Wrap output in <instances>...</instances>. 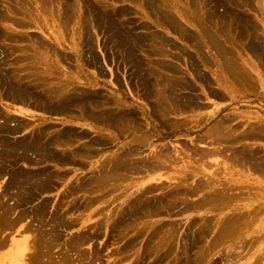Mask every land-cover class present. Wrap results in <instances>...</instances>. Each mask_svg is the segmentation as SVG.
Instances as JSON below:
<instances>
[{
  "label": "bare ground",
  "instance_id": "obj_1",
  "mask_svg": "<svg viewBox=\"0 0 264 264\" xmlns=\"http://www.w3.org/2000/svg\"><path fill=\"white\" fill-rule=\"evenodd\" d=\"M13 1L18 2V3L19 2H25L24 0H13ZM28 1L33 2L35 0H27V2ZM58 1L55 0L54 2L58 3ZM133 1L134 0H132L131 2L133 3ZM145 1H147V0H145ZM155 1H148V2L151 4V6L152 5L154 6L156 2H159V4H160V2H162L163 0L162 1L158 0L156 2ZM166 1H164L163 3H166ZM208 1H211V0H208ZM235 1H237V0H235ZM1 2H3V0H0V3ZM42 2H43V4H44V2H47V3L49 2L51 4L53 2V0L52 1L51 0L42 1ZM68 2H69V0L68 1L62 0V2L60 1V4L62 3L63 5L64 4L66 5V8H64V10L59 11V13H58V16L61 17L62 19L63 18L69 19L70 15H72L73 13L77 14V10L74 8L75 6H73L74 4L71 5ZM99 2H100L99 0L98 1L96 0V2H94V3L102 6V4H100ZM137 2H138V0H137ZM47 3H45V4H47ZM163 3H161L160 6H156V7L160 8L162 5L161 8L163 10H161V8H160V10H156L158 12H156L155 16L156 15L157 16L154 17V19H152L153 18L152 16L154 15L153 14L150 16V18L152 17L151 19L153 20V22L157 21L158 25H160L161 27L168 29V30H171V32L174 31V32L180 33L179 36L177 35L179 38H180V35L183 37L184 35H182V34H184L183 31L185 32V30L182 29L181 24H178L176 22V21H178V22H180V21L179 20L175 21L176 17L173 16L172 15L173 13H171V10L168 9L169 5H167V3H166V5L168 6L167 7ZM50 4H49V6H51ZM139 4L141 6V3H139ZM192 4H194V3H192ZM12 5H7V6L8 7L10 6L11 8L9 7V9L13 10L14 7ZM210 5H211V2H210ZM212 5H216V4H212ZM100 6H99V8H100ZM148 6L145 4V8L147 10H151V8ZM195 6L198 7V5H195ZM195 6L190 5V7H188V8L190 9L191 7H195ZM2 7H4V6H2ZM43 7H44V5H43ZM59 7H60V5H59ZM202 7L204 8V6H202ZM225 7H226V5H225ZM236 7H237V5H236ZM23 8L25 9L24 6H23ZM40 8H42V5ZM159 8H157V9H159ZM164 8L170 10V12L168 10L167 11L169 13H171V16L165 14L167 11L164 10ZM213 8H212V11L214 10ZM60 9H62V8H60ZM171 9H172V7H171ZM191 9L193 10V8H191ZM199 9L196 10L194 8V11L196 10L195 11L196 15L193 13L194 11H191L192 12L191 15L193 14L194 18L198 17V19L192 18L193 21L196 20L195 23H193V24L200 23L199 20L202 22L204 20H208V19H206L208 17H205L207 14L205 12L206 10L203 11V13L204 12L206 13L204 15L205 18L200 16L203 19V20H201L199 15H197V13H199V11H201ZM209 9L210 8H208L207 10L210 13H214V12H211ZM110 10L108 7V9L106 11H110ZM116 10H114V11H116ZM216 10H217V7H216ZM221 10H222V8H221ZM2 11L3 10L0 9V23L1 22L4 23V27L2 26L3 28H0V98H2L5 102L9 103V106H7L4 110L2 108H1L2 110L0 109V163H3L2 162V159H3L5 161V163L9 162L10 165L12 164V166H14V167H13V169H11L12 172L8 171V172L12 173V175H9L11 177H9V178L7 177L8 179H6L5 182H3L2 186H0V241H4V238L1 237L2 228L4 226H7L9 223H11L12 222L11 220L15 219L14 216L12 219L11 215H13L15 213L16 205L18 207H22V205L26 206V205L32 203V201L35 200V198H37L36 196H38L40 193H44L46 191L54 189L53 185L55 182L65 181L66 178L64 179V177H65V175H67L68 172L63 171L62 170L63 167L75 166V167L86 168L85 165L89 164L90 167L89 166L88 167L91 171L90 172L91 174H89L90 176L88 175L89 177H87V178L83 177V180L80 177L81 181L79 180L78 181L79 183L74 184V185L70 186L69 188L67 187L68 190L64 194V196H66L65 198H68L69 196L74 197L76 194H78L80 192H82V193L84 192L85 196H86L85 207H91V206H93V204H96L99 201H102V203L104 201H106L107 200L106 198H109V196L113 195L114 189L117 190L119 188H123V186H121L120 183L118 184V181L120 182L121 181L120 179H122V178H125L123 180H126V177L130 173H132V174L134 173V175H135V173H140L141 170H145V172H149V171L155 172V171H163L165 169H169L172 172L170 178L174 179L177 182L176 183L177 186L175 187V189H173V191L170 190V192L168 194H164V196H163V193H161V192L164 189L163 190L161 189L162 191L160 192V194L163 197L152 199L149 197L146 198L145 196L150 195L151 191H156L157 189H155L154 187L153 188H151L150 186L145 187V188L139 187L137 189L138 191H136V193L133 192L134 194L131 195V194H128V192H127L128 189H126L127 187L125 186L124 187L125 189L123 191L124 193L122 194L120 192L123 196V197L121 196L123 199L120 198L122 200V204L120 205V208H118L119 212L116 210L117 206L114 209L112 208L113 210L111 209L112 211L109 212L110 214L109 215L107 214L108 216L104 215V218L105 217L106 218L104 219L102 217L104 220L101 222L99 221L98 224L96 226H94V233H98L99 230H101V228L108 227L111 229L108 231L109 234H112V233L115 234L114 232L117 231V233L119 234L118 238H121L124 235V237L125 236L127 237V241H128V239L132 235V234L129 235V233L132 229L131 225L129 224V220L131 219L132 216H134L136 214H139V213H142L145 211V215L147 213L149 216H151L153 214L158 215L159 213H167V214L169 213L167 215V216H169L171 209H172L171 212L173 210L176 211V209H179V212H188V210L191 211V209L199 210L201 208L208 207L209 210L212 209L214 211H218V213L217 214L215 213L216 215H214L213 217H211V216L208 218L202 217L201 219L198 220V222L197 221L196 222L191 221L190 224H188L187 228H185L187 230V232L184 230V232L180 234L179 229H174L172 227L167 228V230H164L163 228H161V227H163V225L162 224L158 225L157 223H155L152 226L151 236H150V231L145 230L146 233L149 232L148 233L150 236V237L148 236L149 242L146 240L147 244L143 243L144 245H146V247H145V250L143 249L142 250L143 252H141L140 254L137 252V249H136V253H138L141 256L142 262L145 261L144 264H146V261L151 259L153 262L151 260L150 261L153 264H161L165 261L167 262V260L170 259V261H172L170 264H218V262H215L213 260V257H215V255L218 254V251H219L218 248L219 247L226 246V248L224 249V252H226V254H223L222 260L219 259L222 262H223V260L227 261L226 264H229L228 262H230V264H263L262 261L264 260V229L262 231H260V230H256L257 229L256 227H255L256 229L254 228L256 221L258 220L257 219L258 216L259 215L261 216V213H263V212L259 213L262 208L259 211L258 210L256 211V209H255L256 205L254 203L250 202L249 204L246 205L247 208H249V211H247V212L240 211V209H238V208H234L233 209L234 211H232V213H230L231 212L230 211L229 213L223 214V212L221 210H223L224 208L226 209V207L230 206L231 203H233V202L236 203V201L239 198L237 196L238 195L241 196V194H243L241 192L243 190V188H241V187H244V189L249 187V186L245 187L243 185L238 186L239 184H237V182H239V180H240V182H241V180H244L241 178L245 177L249 180H253L252 177L254 175L264 176V149H263V151H261L256 146V144L258 142H264V124H262V123L258 124L256 122L257 121L256 120L255 121L257 123L256 125H255V123L253 125H251L252 123L251 124L248 123L246 125V124H244L245 123L244 121H243L244 123H241L242 121H238L237 124L235 123V125L234 124L229 125V123H230L229 120L219 119L213 123L214 125L211 126L209 130L207 129L208 132L206 133V135H203V137L200 136V138H198V140L196 141V144H200V145L205 144L203 146L207 145L206 147H204V148L203 147H196L197 145H195V146L192 145L193 147H191V144L189 147L188 145L183 144V146H184V148H183L182 143H181V145H180V146H182L181 151H176L173 147H172L173 149H170L168 147L169 143L165 144V145L163 143V148L161 147L158 149V146H157L158 144L156 146H153V144H155V143L154 142L152 143L150 141V139L153 137V136H151L153 133L152 134L150 133L151 135L150 134L145 135L144 141H143V139H141V141L138 140L139 143L136 147L133 145V143H134V141H133L132 146H134L135 148L132 146L130 147L129 145L126 146V144H125V146L121 145L123 147H122V151L120 153L113 154L114 153L113 152L109 156L106 155L102 161L91 160V158L92 159L95 158V156L98 153L103 152V151L111 148V146H110L112 144L111 135L103 136L100 134L101 130H106V132L109 131L111 134V133H113V131L118 130L119 128L123 127L125 124L126 125L131 124L132 126H135L136 123H139V122H137L139 115L137 116V114L134 110L129 111L128 107L127 108L124 107V105H123L124 102L121 103L123 100L118 102V100L120 98L116 97L118 100L114 99V97L116 96L115 94H113L115 96L113 98H111L110 96H106L105 94L103 96V94L101 95L100 93L96 92L95 90L89 88L90 86L91 87L93 86L92 84H96L95 81L92 84L89 80L88 81L90 83L89 82L88 83H80L77 81L75 82L74 77H73L74 75L72 74L73 72L68 73V74H70L69 77L67 76L66 73H64V77L62 76V78H60L61 75L57 69L58 68L62 69L61 68L62 63L68 64L70 58L62 57V55L57 50H53V48H49L48 47L49 44H46L45 41L38 39L39 38L38 36H37L38 38H36L34 35H32V36L30 35L27 38L26 36H24V34H22L23 36L17 34V31H19L18 30L19 28L27 29L26 27L29 28V26H33L34 23L30 22V24L33 23L32 25H30L28 21L19 20V18H17V17H19L17 15L18 12L16 13L15 10H13V12L15 14L12 13V11H11L10 15L8 14L9 11L8 12H6V11L2 12ZM28 11H26V13ZM103 11L104 10H102L101 13L97 12L96 14H94L92 17L93 19L90 17L91 19L89 21L86 20L85 18H83L82 21H84V22H82L81 25H82V27H83V25H85V27L90 26V28L93 29V31H94L97 29V27H98V29L101 28L100 27L101 24L104 23L105 24V30H106L104 33L109 35V36L106 35V36H108L106 38V43H105L106 47L109 48V50L111 49L113 51V53L115 51L118 54L116 56V59L118 57H120L123 63L125 61H127V62L133 61L136 70L140 71V72H141L140 69L142 68V65L144 64V62L142 63V61L144 59H140V57L136 54L135 49H137L139 46L141 47L142 42L145 41L144 42L145 46L147 45L148 47H146L147 49L144 48V50H145L144 52H145V55L148 54V56L147 55L146 56L148 57L149 61L145 62V70H144L145 77L141 76L144 78L143 82H145V85H144L145 90L144 89L143 90L145 91V98L149 99L150 101L152 100V102H153V105H151L152 106L151 108L149 107L150 108L149 110L151 111L152 118H155V120H156L155 122L158 123L157 120H159L161 122L160 124H158L159 126L162 123H164L163 126L165 125L164 126L165 128L168 126V127L173 128V130H175L176 129L175 126L177 125V121H174L172 119V117L174 118L176 116V114L178 115V112L179 113L181 112L182 114L183 113L186 114L188 112L193 113L196 111L198 112V110L201 108H204V104H202V102H201L202 97L201 98L199 97L200 96V95H198L199 92L197 95L195 93V91L197 92V90H195L196 88L193 87L195 85L194 84L195 81L193 83H191V81L189 82L188 80L185 79V77H181L180 69L173 62V61L177 62V59L179 58V56H180V58L187 56L188 61H189V58H190V60L193 61V57L191 55H188L185 52H182L183 54H185L182 56L180 53H179L180 55H177L176 54L177 52L176 53H174V52L173 53L172 52L167 53L166 51H168L170 49H167L166 51H164V49L162 48L164 45H168V47L171 46L172 48H174V46H172V43H169L166 40V38H168V37L165 38L164 36H162L164 33L158 34L156 31L155 32L151 31L150 30L151 27H149L147 25H145V27H144L145 31H146L145 35L143 34V37L145 36V40L141 37L142 35L140 36L142 39H139V35H138V38L133 39L129 35V32L125 31L126 29H124V27L121 28V26L124 23L122 25L118 26V24H116L114 22L117 19L113 18L112 16H110L106 12L104 14H102ZM114 11H113V13H114ZM163 11H166V12H163ZM116 12H119V10H117ZM226 12H227V10H226ZM226 12H225V14H226ZM113 13H111V14L114 15L115 13L114 14ZM210 13H209V19L211 21H213L212 19L217 18L216 16H218L217 15L218 13L215 12V17H213V18L210 17V15H211ZM187 14H189L188 11H187ZM240 14L241 13L239 11V15ZM16 15H17V17H16ZM200 15H201V13H200ZM223 15H224V13H223ZM231 15H224L226 17V20L223 19L224 17H222L220 15L222 17V18L220 17V19L225 20V21H223V20L222 21L227 24L226 25L227 27L225 26V24H223L225 26V27L224 26L223 27L226 29H228L232 26L229 24V22L236 20L235 19L236 17L233 18ZM117 16H118V14H117ZM212 16H214V15H212ZM228 16H230V17H228ZM240 16H239V18H242V16L241 17ZM173 17H175V18L173 19ZM227 18H231V19L233 18V20L229 21V19H228V22H227ZM210 20H208V23ZM217 20H219V17L217 18ZM240 20L241 19H239L238 21L236 20V21L239 22ZM54 21H56V19H54ZM236 21H234L235 25H233V26H236V24H238ZM247 21H249V20L247 19ZM205 22L203 23L204 26H205ZM241 22H242V20H241ZM241 22H239V23H241ZM249 22H251V20ZM246 23H247V26H245V29L247 28L248 35L246 32L245 33L247 35L248 41L252 37V40L250 43L251 45L246 43V45H248V47L251 48L249 50L252 51V52H250V51H248V52H250V55L252 53L254 59L259 60L261 62L260 64L264 66V41H262L263 40L262 38H261L262 40L259 39L258 36H260V34L258 35V32L256 33L258 38L255 37L256 36L255 30H257L256 28H258V26L255 27L254 26L255 24L251 25L248 22H246ZM246 23H244V25ZM57 24L59 25V23H57ZM148 24H149V22H148ZM228 24H229V26H228ZM199 25H201V24H199ZM214 25L216 26V24H214ZM214 25H213V28L215 29ZM244 25H243V23H241V25L238 24V26H242V27ZM61 26L62 25H60V28H61ZM202 26H200V27H202ZM204 26L201 28V31H203L202 29L204 28ZM208 26L210 29L206 28V31L212 30V27H210V25H208ZM238 26H236V28L234 27L235 30H237V28L239 29ZM53 27L54 26H52V28ZM200 27H199V29H200ZM217 27H218V25L216 26V28ZM85 29H87V28H85ZM199 29H198V31H200ZM219 29L218 30L220 32H218V31L217 32L219 34L222 33L221 36L223 37V32H222L223 28H219ZM61 30H62V28H61ZM78 31H80V30H78ZM81 31L79 32V33H81L80 36L84 35V34H82L83 31H84V33L90 32L89 30H87V32L85 30H83L82 32ZM129 31H130V29H129ZM214 31H216V29ZM214 31L213 32L210 31L211 34H209V35H206L205 31L201 32V33H204L203 34L204 36H206L207 43H204L200 39V36H198L199 34L197 36L195 35L196 37H198L197 39H199L197 42L196 37L194 38L196 40L195 45H194V47L196 46L195 49H197V51L199 53H202L201 51L203 50V48L201 49V45L203 47V44L199 43L201 40L202 43H204L206 46H208L211 49L210 51H212V52L214 51L213 54H217L216 55L217 59L219 58L220 62H222V66L224 67L223 69L226 72V75L229 76L228 78L231 77L230 78L231 80H234L233 84L235 82V84H234L235 87L236 86H238V88L239 87H245L246 84L251 85V82L252 81L254 82L253 79H254V77L256 78V76L254 74H253L254 76H252V74L248 73L244 67L242 68V66H240L242 63H240V65H239L238 62H240L241 60L237 61V58L235 59V56H237V55L234 56L233 52L228 50L225 47L223 40H220L219 36H217L214 33ZM56 32L59 35V32L58 31H56ZM92 32H90V33H92ZM210 32H208V33H210ZM226 32H228V31H226ZM226 32H224V33L226 34ZM236 32L237 31H235V35L238 34V37H239L241 33L239 34V31H238V33H236ZM240 32H242V31H240ZM100 33H102V32H100ZM187 33H189V32H187ZM187 33H186V35H187ZM94 34L95 33H93L92 35H94ZM263 34H264V32H263ZM92 35L91 34L90 35L89 34L84 35V36L88 37L86 39L84 37V39L86 41H84L85 45L83 46V47L86 46L87 49L83 48V47L82 48L89 50L88 52L90 53V57L87 56L88 59L87 60L85 59L84 63L81 62L83 65L85 64L84 68L86 66L96 67V68L99 67L98 56L95 55V52L93 51L94 50L93 42L96 41L95 40L96 36H93V37H95V39L92 42V39L90 37ZM228 35L229 34H227L226 36L230 37L231 34L229 36ZM235 35H234V37H235ZM187 36H186V38H187ZM51 37H52V35H51ZM65 37L67 38V36H65ZM242 37L245 38L244 36H242ZM248 37H250V38H248ZM42 39H44V38H42ZM224 39L227 40V38H224ZM60 40H61L60 42L63 45L64 42H62V38ZM79 40H80V38H79ZM182 41H184V40L182 39ZM188 41L189 40H186V43H189ZM229 41H227V42L229 43ZM74 42H72V45ZM84 42H83V40L81 41V43H84ZM132 42H134V43L132 44ZM20 43H25V44L21 45ZM68 43H69V41H68ZM146 43H149V44H146ZM96 45H97V43H96ZM238 45L240 46V44H238ZM49 46L51 47V44ZM248 47L246 46V49ZM103 48H105V47H103ZM54 49H56V48H54ZM83 49H82V51H84ZM186 50H184V51H186ZM76 52H79V51H76ZM179 52H181V51H179ZM86 53H87V51H86ZM205 53H206V51H205ZM205 53H202L201 55L207 56L208 54H205ZM82 54L84 55L85 52L84 53L82 52ZM152 56H153V58H152ZM113 57H114V55H113ZM200 57L202 60V56H200ZM81 58H79V59H81ZM116 59L113 58L112 61H116V63H117ZM145 59H146V57H145ZM254 59H253V61H254ZM103 60H106V57L103 58ZM109 62H111V61H109ZM181 62H184V60ZM207 62L205 61V63H207ZM78 63L80 64V61L77 62V64ZM116 63H115V65H117L119 63V61L117 64ZM187 63L188 62H186V64ZM82 64L80 66H82ZM126 64H128V63H126ZM194 64H196V62ZM194 64L191 62L190 66L193 68V66H195ZM254 64H255V62H254ZM125 65H122V63H121V65H117V67L118 66L123 67ZM257 65H259V64H257ZM257 65H256V67H257ZM63 66H65V65H63ZM256 67H255V69H256ZM66 68L68 70V67H65V69ZM69 68H71V67H69ZM77 68H78V70H76V71L79 72L78 65H77L76 69ZM186 68H188V67H186ZM103 69H102V72H103ZM81 70H84V69H81ZM200 71H201V69H200ZM252 72H253V69H252ZM257 72H259V71H257ZM75 73H77V72H74V74ZM136 73H135V75L138 76V74H136ZM165 73H167L168 76L165 75ZM191 73H192V70H191ZM201 74H203V73H201ZM139 75H141V74L139 73ZM184 75H186V74H184ZM203 75L205 77H203ZM203 75L201 77L199 74V76H200L199 78H201L200 81L202 80V82L204 81L203 79L206 78V75L205 74H203ZM223 75L225 77L224 73H223ZM75 76H76V74H75ZM78 76H79V73H77L76 77H78ZM80 76H81V73H80ZM143 78H141V79H143ZM217 78L218 77H216L214 79L217 80ZM75 79H77V78H75ZM141 79H140V81H141ZM191 79H193V77ZM207 80H208V78H207ZM210 80H212V79H210ZM139 82H138V84H139ZM213 82H214V80H213ZM199 83H201V82H199ZM205 83L209 86V83L207 81ZM210 85H212V84H210ZM217 85H218V83H217ZM219 86L221 87L222 85L220 84ZM196 87H198L197 84H196ZM209 87L211 88V86H209ZM257 87H258V85H257ZM203 88H205V86H203ZM223 90L222 91L220 90V91L223 92ZM232 90H234V88ZM208 91H210V94H209V92L207 94L211 95L213 98H217L218 100L225 99V97H224L225 95L220 93V91L216 90L215 87L211 88ZM183 92L184 93L187 92V95L186 94L184 95ZM247 92H249V91H247ZM229 93H231V92H229ZM139 94H140V92H139ZM204 95L206 96V94H204ZM229 95H231V94H229ZM208 97H210V96H208ZM227 97L229 100V96H227ZM227 97H226V99H227ZM231 97L237 98L238 96H237V94L236 95L232 94ZM152 102L150 104H152ZM146 103H148V102H146ZM16 104H19L20 107L14 108L15 107L14 105H16ZM212 105H214V104H211V106ZM132 111H134L135 113ZM16 112L23 114V116L25 118H29V119H21L18 116V114H16ZM34 112L39 114V116L35 117ZM77 112L80 115H78ZM75 114H77V115H75ZM179 115H181V114H179ZM200 116H204V115H200ZM258 116H256V117H258ZM186 117H188V116H186ZM195 117H197V116H195ZM195 117H193V119H194L193 123L194 122L197 123ZM212 117H214V116H212ZM212 117H211V119L213 120L216 116L214 118H212ZM30 118H32V119H30ZM201 118H200V120H201ZM53 119H57L58 123H54ZM217 119H218V117H217ZM246 119H250L251 121H253L252 119H256V118L255 117L253 118V116L250 114V115H247ZM76 120H82V121L87 122L89 124H85V123L80 124L81 128H82V130H81L79 127L74 126L76 123V122L74 123V121H76ZM35 122H37V123H35ZM178 122H179V120H178ZM77 123H78V121H77ZM77 125H79V123ZM138 125L141 126L140 123ZM57 126L59 128H57ZM95 126L99 127L98 130H95V128H96ZM148 126H149V123H148ZM163 126L161 125V127H163ZM75 127H77V128H75ZM242 127H243V129L241 131ZM154 128H156V127H154ZM134 129L135 128H133V130ZM148 129H149V127H148ZM148 131H150V130H148ZM122 132H123V130H122ZM155 132L156 131L154 130V133ZM156 135H158V134H155V136ZM117 136H119V135H117ZM117 139L115 138V140H117ZM125 139H126V137H125ZM135 141L137 142V140H135ZM157 141H159V140H157ZM187 142H189V141H186L183 143H187ZM160 145H162V144H160ZM143 147L148 148V149H152V151L149 155H145L144 157L142 156L143 157L142 158L140 155L142 151H140V150H142ZM177 148H178V146H177ZM179 150H180V148H179ZM145 152H146V150H145ZM148 153H149V151H148ZM177 153H178V156H177ZM98 155H100V154H98ZM180 155L181 156L183 155L182 156L183 161H181L182 165H179L180 159L178 160V157ZM218 159H220V161ZM213 160H214L215 164L213 163L212 166H214V165L217 166L218 171L221 169L220 166L222 168H224L222 170H224V172L226 174V176H224L226 181L215 182L216 179H215V181H213L212 177L218 179L217 175H213L211 178L209 177L207 180H203L204 179L203 177L208 176V175H206V170H207V168H211L209 166L210 165L209 162H212ZM17 161H21V162L24 161L23 163H26V165H25L26 168L24 170L22 169L23 167L21 168L23 171L22 170L19 171V169H17V167L15 166ZM2 165H3V168L5 167L4 171L6 169H8L7 164H6L7 167L4 165V163ZM17 166H18V164H17ZM19 168H20V166H19ZM235 170H237V173L234 172ZM5 173L6 172H4L3 174H5ZM214 173H212V174H214ZM69 174H70V172H69ZM2 177H3V175L1 176V179H2ZM200 177H202L203 179ZM219 179H221V178H219ZM190 180L192 181L191 183H189ZM254 181H257V179L256 180L254 179ZM61 183H64V182H61ZM73 183H74V181H73ZM161 184H163V183H161ZM252 185H254V184H252ZM159 186H161V185H159ZM159 186H157V188ZM158 189H160V188H158ZM247 190L250 191V189H247ZM251 191H253V190L251 189ZM260 191H262V190H260ZM97 193H100V194L97 195ZM164 193H165V191H164ZM256 193H257V191H256ZM199 195H201V198L200 199L198 198V200L196 202L192 203V199L189 200L190 198H193V197H196ZM257 195L259 197V194H257ZM116 196H117V194H116ZM248 196L249 195H247V197ZM76 197L72 198L73 199L72 202L75 201V202H73L74 205L72 204V206L75 209L80 207L76 203V201H77ZM79 197H78V201H79V199L81 200V198H79ZM81 197H82V194H81ZM117 197H118V199L116 201L119 200L120 201L119 203H121V200L119 199L120 196H117ZM245 197H246V195H245ZM153 198H155V197H153ZM255 198H256V196H255ZM83 199H84V197H83ZM114 199H116V197ZM251 199H252V197H251ZM9 200H11L13 202L10 203ZM69 203H71V202H69ZM82 203H83V201H82ZM82 203H80V205H82ZM178 203H180V204H178ZM235 203H233V204L235 205ZM82 206L84 207V205H82ZM235 206L237 207L238 204ZM173 208H176V209H173ZM48 209H49V203L46 200L43 203H41V205L37 206L36 209H34V214H36L35 215L36 217L39 216L38 218L41 219V221H43V223H44L45 218H46V213L47 212L49 213ZM20 210H18V211L20 212ZM24 210H25V208H23V210H21L23 212L22 213L23 215L25 214ZM55 210H54V213L57 211V210L56 211ZM115 212H117V213H115ZM56 213H55V215H56ZM31 214H33V213H31ZM181 214H183V213H181ZM27 215H26V217H28ZM57 215L59 216V214H57ZM32 216L34 219V215H32ZM58 216L56 218L54 217V220L57 221L56 224H55L56 221H54V224L50 223V224H52V226L50 225L52 228L49 227V229H48L49 232H48V230H46V227H45L47 224L49 225V222L48 223L45 222L44 225H41L42 227L44 226L45 230L43 229L44 231L43 230L41 231L40 237L38 236L39 234L36 233V235L38 237H36V235H34L36 238H34V240H33V238H31V241L35 242L33 244H36V246H37L36 250L33 251V249H35L36 246H35V248H34V246L32 247L33 244H32V242L30 243V240L29 241H26V240L15 241L12 244V246L10 247L11 249L9 248V252L7 251V254L5 255V257H3V260H2V261H4L3 264H61V262L63 261L64 258L67 257V255H65L66 257L63 256L64 258H61L62 256L57 257V256H55V254L52 255L53 252H50V248H52V245L48 243V241H50V240H52L53 243H55V244L57 241H59L60 235L58 233V228L64 224V219H63L62 215L60 218ZM17 217H18V215H17ZM21 217H23V216L21 215ZM52 218H53V216H52ZM52 218H50V219H52ZM137 218H136V220H137ZM19 219H23V218H19ZM48 220H46V221H48ZM35 221H36V218H35ZM37 222H40V220ZM174 223H175V221H174ZM196 223L198 224V227H197ZM262 223L264 226V217H263ZM72 224H75V223L73 222ZM149 224H150V222H149ZM149 224H147L148 227H150V225H152V224H150V225ZM32 225L34 226V224H32ZM38 225H39V223H38ZM48 225H47V227H48ZM195 225L197 228L194 227ZM41 226L39 227V230H40ZM154 226H155V228H154ZM99 227H101V228L99 229ZM37 228H38V226H37ZM193 228H195V229H193ZM89 229H91V228H89ZM133 229H135V228L133 227ZM150 229H151V227H150ZM252 229L254 231L249 236V234H247V231H250ZM30 230L34 231V229H31V228H30ZM36 231L38 232V230H36ZM132 231H131V233H132ZM139 231L141 232V230H139ZM139 231H137L136 234H135V232H133V233L135 235L140 236ZM249 233H251V232H249ZM143 234H144V232H143ZM246 234L248 236H246ZM49 236H51V237L48 238ZM128 236H129V238H128ZM91 238L92 237L90 235L89 236H86L85 234L79 235L71 243V245H70L71 249L76 250L80 253L79 245L84 244V242L88 241ZM247 238H249V240H247ZM48 239H50V240H48ZM139 239H140V237H139ZM119 241H120V239H119ZM134 242L136 243V241H134L133 239L129 240L128 243H126V240H125V243H123L124 244L123 247H121V250H119L117 253H119L121 251H123V252H121L122 253L121 255L120 254H118V255L123 257L124 252L126 254H128V252H130V251H128L129 249L132 251L134 249V247L136 246V245H134ZM41 245H43V246H41ZM53 246H55V245L53 244ZM41 247H43V248L39 249ZM113 251H114V249H113ZM55 252H57V251H55ZM83 253H85V252H83ZM109 254H111V253H109ZM79 255H78V257H79ZM132 255L133 254H131L130 256H132ZM137 255H136V257L139 256V255L138 256ZM144 255H145V260H144ZM220 255L218 254V256H220ZM1 256H0V258H1ZM82 256H84V255L82 254ZM140 256L138 258H140ZM84 257H83V259L86 258V257L85 258ZM127 259H128V257H127ZM64 260H65V263H67V264L70 262V260H68V259H64ZM93 260H95V257L93 258ZM243 260H244V263H241ZM59 261H61V262L59 263ZM139 261H140V259H138L136 262L135 261L134 262L136 264H142ZM75 264H76V262H75Z\"/></svg>",
  "mask_w": 264,
  "mask_h": 264
},
{
  "label": "rangeland",
  "instance_id": "obj_2",
  "mask_svg": "<svg viewBox=\"0 0 264 264\" xmlns=\"http://www.w3.org/2000/svg\"><path fill=\"white\" fill-rule=\"evenodd\" d=\"M9 1V2H8ZM25 2H14L13 0H3V2H1L0 3V9L1 10H3L4 12L6 11V12H8V14L10 15L11 14V11H12V13H14L13 12V10H15V12L17 13V15L19 16V17H17V15H16V17L17 18H19V20H21V21H28L29 22V24H30V22H33V23H31L30 25H32L33 24V26H29V28L28 27H26L27 29H24V28H19L18 30L19 31H17V34H19V35H22V34H24V36H26L27 38L31 35H34L36 38H38V39H41V40H43V41H45V43L46 44H51V47L48 45V47L49 48H53V50H57L61 55H62V57H66V58H70L69 59V63L68 64H63L62 63V65H61V68L63 69H60V68H58L57 70H58V72L60 73V78H62V76L64 77V73H66L67 74V76L69 77V75L70 74H68V73H71V72H73L72 74L74 75L73 77H74V80H75V82L77 81V82H80V83H88L89 81L91 82V84L92 83H94V81H95V83L96 84H92L93 86L91 87H89V88H91V89H93V90H95L96 92H98V93H100L101 95L103 94V96H104V94L106 95V96H110L111 98H113L115 95V97H114V99H116V100H118L116 97H118V98H120L119 100H118V102L119 101H122L121 103H123V105H124V107H128L129 109V111H131V110H134L135 112H136V114H137V116H138V121L137 122H139L140 124H141V126H139L138 124L139 123H136V125L135 126H132L131 124L130 125H124L123 127H121V128H119L118 130H116V131H113V133H111L110 134V132L108 131V132H106V130H101V132H100V134L101 135H103V136H109V135H111V142H112V144L110 145L111 146V148L110 149H108V150H105V151H103V152H100V153H98V154H100V155H96L95 156V158H91V160H94V161H102L104 158H105V156L107 155V156H109L110 154H112L113 152V154H118V153H120L121 151H122V147L123 146H125V144H126V146H132V143H133V141H134V143H133V145L136 147L137 145H138V143H139V141H141V139H143V141L145 140V135H148V134H150L151 136H153L151 139H150V141L153 143H155V144H153V146H156L157 144V146H158V149L159 148H163V143H164V145L165 144H168V147L170 148V149H175L176 151H181L182 150V146H183V144L184 145H188L189 147H190V144H191V147H193V146H195V145H197L196 147H206V146H203V145H205V144H203V145H200V144H196V141L198 140V138H200V136H202L203 137V135H206V133L208 132V130L210 129V127L211 126H213L214 124V122H216L217 120H219V119H224V120H229L230 121V123H229V125H235V123L237 124V122L238 121H242L241 123H244V124H251V125H253L254 123H255V125L258 123V124H264V66L263 65H261L260 63V61L259 60H257V59H254V57H253V54L251 53V55H250V52H252L251 50H249V49H251L250 47H248V45H246V43L247 44H249V45H251L250 43H251V40H252V37H251V39L248 41V39H247V35H248V33H247V28L245 29V26H247V23L246 22H248V23H250L251 25L252 24H255L254 26L255 27H257L258 26V28H256L257 30H255L256 32H255V34L258 32V35L260 34V36H258L259 37V39L260 40H262V41H264V34H263V32H264V0H237V1H235V0H211V1H208V0H161L162 2H160V4L161 3H163L164 1H166V3H167V5H169V8L168 9H170L171 10V13H173L172 15L173 16H175V17H173V19L175 18V21L176 20H179L180 22H178V21H176L178 24H181V26H182V29L183 30H185V32L183 31V33L184 34H182V35H184L183 37L180 35V38L178 37L179 36V34L180 33H178V32H174V31H172L171 32V30H168V29H165V28H163V27H161L160 25H158V23H157V21H155V22H153V20L152 19H154V17H156L155 16V14H156V12H158V11H156V10H160V8L162 7V5H161V7L159 8V7H156V6H160V4H159V2H156V1H158V0H147V1H145V0H138V2H137V0H134L133 1V3L130 1V0H99L100 2V4H102V6H100L99 4H96V3H94V2H96V0H69V4H74L73 6H75L74 8L77 10V14L76 13H73L72 15H70V17H69V19L68 18H61V17H59L58 16V13H59V11H61V10H64V8H66V5L64 4H60V1L62 2V0H56V1H58V3H55L54 1L55 0H53V2L50 4L49 2V4L51 5V6H49V4L47 3V2H44V4H43V2L42 1H49V0H35V1H33V2H30V1H28L27 2V0H24ZM39 1V2H38ZM52 1V0H51ZM68 1V0H67ZM87 1V2H86ZM98 1V0H97ZM136 1V2H135ZM144 1V2H143ZM148 1H155L156 3H155V5L153 6H151V4L148 2ZM160 1V0H159ZM230 1V2H229ZM147 2V3H146ZM202 2V3H201ZM210 2H211V5H210ZM214 2V3H213ZM4 3V4H3ZM23 3V4H22ZM25 3V4H24ZM41 3V4H40ZM45 3H47V4H45ZM54 3V4H53ZM86 3V4H85ZM139 3H141V6H140V4ZM144 3V4H143ZM166 3H163L164 5H166ZM169 3V4H168ZM192 3H194V4H192ZM205 5H204V4ZM218 3V4H217ZM13 4V5H12ZM27 4V5H26ZM35 4V5H34ZM144 6H143V5ZM145 4L148 6V7H150L151 8V10H147L146 8H145ZM191 6H195V5H198V7H191V8H193V10L191 9H189L188 7H190V5ZM203 4V5H202ZM209 6H208V5ZM212 4H216V5H212ZM239 4V5H238ZM7 5H12L13 7H14V9L13 10H11V9H9V7L7 6ZM41 5H42V8H40L41 7ZM43 5H44V7H43ZM59 5H60V7H59ZM62 5V6H61ZM166 5V6H167ZM188 5V6H187ZM207 5V6H206ZM225 5H226V7H225ZM236 5H237V7H236ZM2 6H4V7H2ZM23 6L25 7V9L23 8ZM33 6V7H32ZM88 6V7H87ZM98 6V7H97ZM99 6H100V8H99ZM108 6L109 7V10L110 11H106L107 9H108V7L106 8V7ZM200 6V7H199ZM202 6H204V8L206 7H208V8H210L209 10L211 11V12H214V13H210L206 8L204 9ZM8 7V8H7ZM53 7V8H52ZM165 7V6H164ZM168 7V6H167ZM171 7H172V9H171ZM187 7V8H186ZM202 7V8H201ZM214 9L213 11H212V8ZM216 7H217V10H216ZM244 7V8H243ZM246 7V8H245ZM254 7V8H253ZM4 8V9H3ZM11 8V7H10ZM47 8V9H46ZM52 8V9H51ZM60 8H62V9H60ZM87 8V9H86ZM103 8V9H102ZM105 8V9H104ZM153 8V9H152ZM157 8H159V9H157ZM194 8L197 10V9H199V10H201V11H199V13H197V15H199V17L201 16V17H204V15L206 14V16L205 17H208V18H206V19H208V20H210L209 19V13L211 14L210 15V17H215V12L216 13H218L217 15L218 16H216L217 18L219 17V20H217V18H214V19H212L213 21H209V23H208V20H204L203 22L202 21H200L199 20V22L200 23H196V24H193V23H195V21L196 20H194L193 21V19L192 18H194V15L192 14L191 15V11H194ZM221 8H222V10H221ZM256 8V9H255ZM17 9V10H16ZM80 9V10H79ZM119 10V12H116L117 10ZM168 9H165L164 8V10H168ZM188 9V10H187ZM259 9V10H258ZM29 10V11H28ZM79 10V11H78ZM102 10H104L103 11V13L102 14H104L105 12L107 13V14H109L110 16H112L113 18H116L117 20H115L114 22L116 23V24H118V26H120V25H122L123 23V25L121 26V28L122 27H124V29H126L125 31H127V32H129V35L134 39V38H138V35H139V39H144L145 40V36L143 37V34L145 35V25H147V26H149V27H151L150 28V30L151 31H156L158 34H160V33H164L162 36H164L165 38L166 37H168V38H166V40L169 42V43H172V46H174V48H172L171 46H169L168 47V45H164L162 48L164 49V51H166L167 49H170V50H168V51H166L167 53L169 52H174V53H176L177 55H180L181 54V56L182 55H185V54H183L182 52H185V53H187L188 55H191L192 57H193V61L192 60H190V58H189V61L187 60V56H184V57H181L180 58V56H179V60L177 59V62L176 61H173L175 64H176V66L180 69V71H181V73H180V75H181V77H185V79L186 80H188L189 82L191 81V83H193L194 81H195V85L193 86V87H195L196 89L195 90H197V92L195 91V93H196V95L198 94V92H199V94L198 95H200L199 97L201 98L202 97V104H204V108H201V109H199L198 110V112L196 111V112H193V113H191V112H188V113H186V114H182L181 112L179 113L178 112V115L179 114H181V115H177L176 114V116L173 118L172 117V119L174 120V121H177V125L175 126V130H173V128H171V127H164L163 126V124L164 123H162L161 125L164 127H161V125L159 126L158 124H160L161 122L159 121V120H157V122L158 123H156L155 121V118H152V115H151V111L149 110L152 106L151 105H153V102H152V100L150 101L149 99H147V98H145V82H143L144 81V78L143 77H141V76H144L145 77V72H144V70H145V62H147V61H149L148 60V54H146L145 55V50H144V48H146V47H148L147 45L145 46V41L144 42H142V45H141V47L139 46L137 49H135V52H136V54L140 57V59H144L143 61H142V63L144 62V64L142 65V68L140 69L141 70V72L140 71H137L136 70V68H135V65H134V62L133 61H129V62H127V61H125L124 63L126 64V63H128V64H124L123 62H122V60H121V58L120 57H118L117 59H116V56L118 55L115 51H114V53H113V51L110 49L109 50V48H107L106 47V45H105V43H106V38L109 36L108 34H106V33H104L106 30H105V24L104 23H102L101 24V28H99L98 29V27H97V29L96 30H94L93 31V29H91L90 28V26L89 27H85V25H83V27H82V25H81V23L82 22H84V21H82L83 20V18H85L86 20H90L92 17H93V15L94 14H96L97 12H100L101 13V11ZM114 10H116V11H114ZM121 10V11H120ZM143 10V11H142ZM161 10H163L162 8H161ZM170 10H168L169 12H170ZM186 12H185V11ZM195 10V11H196ZM206 10V11H205ZM226 10H227V12H226ZM242 10V11H241ZM2 11V12H3ZM26 11H28L27 13H26ZM113 11H114V13H113ZM166 11H163V12H166ZM166 12L165 14H167V15H170L171 16V13H169V12ZM187 11H188V13L189 14H187ZM190 11V12H189ZM195 11L193 12L194 14H195ZM203 11H205L204 13H203ZM208 11V12H207ZM224 11V12H223ZM239 11H240V15L242 16V18H239ZM146 12V13H145ZM161 12V11H160ZM225 12H226V14H225ZM232 12V13H231ZM33 13V14H32ZM83 13V14H82ZM111 13H113L114 15H112ZM144 13V14H143ZM148 13V14H147ZM162 13V12H161ZM169 13V14H168ZM200 13H201V15H200ZM223 13H224V15H231L233 18H235L237 21L239 20V19H241L242 20V22H241V20L239 21V22H241V23H243V25H244V23H246L243 27L242 26H238V24L239 25H241V23H239V22H237L236 20H233V18L231 19V18H227V22H228V19H229V21H231V20H233V21H231V22H229V24L230 25H232L230 28H228V29H226V28H224L227 24L225 23V22H223V21H225L226 20V17L223 15ZM15 14V13H14ZM117 14H118V16H117ZM146 14V15H145ZM154 14V15H153ZM163 14V13H162ZM222 16V17H224L223 19H225V20H221L220 19V15ZM238 16H237V15ZM149 17H148V16ZM151 15H153L151 18H150V16ZM196 15V14H195ZM212 15H214V16H212ZM235 15V16H234ZM245 15V16H244ZM34 16V17H33ZM52 16V17H51ZM128 16V17H127ZM147 16V17H146ZM240 16V17H241ZM54 17V18H53ZM59 17V18H58ZM91 17V18H90ZM146 17V18H145ZM200 17V18H201ZM204 17V18H205ZM221 17V18H222ZM228 17H230V16H228ZM58 18V19H57ZM128 18V19H127ZM150 18V19H149ZM195 18H197L198 19V17H195ZM194 18V19H195ZM239 18V19H238ZM37 19V20H36ZM54 19H56V21H54ZM62 19V20H61ZM74 19V20H73ZM93 19V18H92ZM124 19V20H123ZM148 19V20H147ZM245 19V20H244ZM247 19L250 21L251 20V22H249V21H247ZM255 19V20H254ZM64 20V21H63ZM119 20V21H118ZM152 20V21H151ZM156 20V19H155ZM201 20H203L202 18H201ZM68 21V22H67ZM78 21V22H77ZM121 21V22H120ZM198 21V20H197ZM206 21V22H205ZM234 21H236L238 24H236V26H238L239 27V29L237 28V30H235V28H236V26H233V25H235V23H234ZM244 21V22H243ZM246 21V22H245ZM59 23V25L57 24V23ZM147 22V23H146ZM148 22H149V24H148ZM205 22V26H204V23ZM233 22V23H232ZM262 22V23H261ZM65 23V24H64ZM140 23V24H139ZM146 23V24H145ZM151 23V24H150ZM157 23V24H156ZM192 23V24H191ZM128 24V25H127ZM199 24H201V25H199ZM214 24H216V26L218 25V27L216 28V26L214 25V27H215V29H216V31H214L215 29L213 28V25ZM223 24H225V26L223 25ZM229 24H228V26H229ZM60 25H62L61 26V28H62V30H61V28H60ZM195 25V26H194ZM199 25V26H198ZM204 26V28L202 29L203 31H201V28ZM208 25H210V27H212V30H210L211 32H213L214 31V33L217 35V36H219V39L220 40H223V42H224V44H225V47L228 49V50H230V51H232L233 52V54H234V56L235 55H237V56H235V59L237 58V61H240V62H238L239 63V65H240V63H242L240 66H242V68L244 67L245 69H246V71L248 72V73H250V74H252V76H256V78L254 77V82L252 83L251 82V85H249V84H246V86L245 87H239L238 88V86H236L235 87V82H234V84H233V81L234 80H231L230 78H228L229 76H227L226 75V72L224 71V67L222 66V62H220V59L218 58L217 59V54H213V52L212 51H210L211 49L208 47V46H206L204 43H207V38H206V36H204L203 34L204 33H201V32H206V35H209V34H211V32L210 31H206V28H209V26ZM4 27V23L3 22H1L0 23V28H3ZM52 26H54L53 28H52ZM64 26V27H63ZM67 26V27H66ZM72 26V27H71ZM198 26V27H197ZM200 26H202V27H200ZM224 26V27H223ZM136 27V28H135ZM199 27H200V29H199ZM227 27V26H226ZM235 27V28H234ZM85 28H87V29H85ZM104 28V29H103ZM197 28V29H196ZM219 28H223V37L221 36V34H219L218 32H220L219 30ZM244 28V29H243ZM55 29V30H54ZM85 30L86 32H87V30H89L90 32H92V33H84V31L83 30ZM129 29H130V31H129ZM132 29V30H131ZM143 29V30H142ZM198 29L200 30V31H198ZM205 29V30H204ZM210 29V28H209ZM219 29V30H218ZM259 29V30H258ZM78 30H82L81 32H82V34H84V35H87V34H93V33H95L94 35H92V36H90L91 37V39H92V42L94 41V39H95V37H93V36H96V41H94L93 42V47H94V52H95V55H97L98 56V61H99V67H89V66H86L85 68H84V66H85V64L83 65L82 63H84V61H85V59L87 60L88 59V57H90V53L88 52L89 50H86L87 49V47L85 46V47H83L84 45H85V42L84 41H86L85 39L86 38H88L87 36H84V35H81L80 36V34L81 33H79L80 31H78ZM104 30V31H103ZM208 30V29H207ZM237 31L236 33H238V31H239V34H240V36L238 37V34H236L235 35V31ZM56 31H58L59 32V35H58V33L56 32ZM96 31V32H95ZM99 31V32H98ZM189 32V33H187V32ZM218 31V32H217ZM226 31H230L229 33L228 32H226ZM240 31H242V32H240ZM19 32V33H18ZM56 32V33H55ZM70 32V33H69ZM100 32H102V33H100ZM142 32V33H141ZM199 32V33H198ZM208 32H210V33H208ZM224 32H226V34L224 33ZM247 33V35H246V33ZM186 33H187V35H186ZM213 33V34H214ZM218 33V34H217ZM233 33V34H232ZM70 34V35H69ZM176 34V35H175ZM199 34V35H198ZM227 34H231L230 35V37H227L226 35ZM51 35H52V37H51ZM78 35V36H77ZM106 35H108V36H106ZM142 35V36H141ZM178 35V36H177ZM194 35V36H193ZM198 35V36H200V39L204 42V43H202V41L200 40V44H203V47H202V45H201V49L203 48V50L201 51L202 53H205V51H206V53L205 54H208L207 56H203V55H201L202 53H199L198 51H197V49H195V47H194V45H195V42H196V40L194 39L196 36ZM228 35V36H229ZM234 35H235V37H234ZM23 36V35H22ZM38 36V37H37ZM65 36H67V38L65 37ZM71 36V37H70ZM98 36V37H97ZM142 38H141V37ZM186 36H187V38H186ZM242 36H244L245 38H243ZM69 37V38H68ZM84 37H85V39H84ZM185 37V38H184ZM255 37H257V34H256V36ZM257 37V38H258ZM42 38H44V39H42ZM62 38V42H64L63 43V45H62V43L60 42L61 39ZM66 38V39H65ZM79 38H80V40H79ZM184 40V41H182V39ZM198 37H196V39H197ZM205 38V39H204ZM224 38H227V40H225ZM242 38V39H241ZM248 38H250V37H248ZM262 38V39H261ZM99 39V40H98ZM102 39V40H101ZM204 39V40H203ZM241 39V40H240ZM75 42H74V41ZM83 40V42L84 43H81V41ZM186 40H189L188 42L189 43H186ZM194 40V41H193ZM198 40L199 39H197V42H198ZM230 40V41H229ZM49 41V42H48ZM68 41H69V43H68ZM104 41V42H103ZM108 41V40H107ZM227 41H229V43L227 42ZM246 41V42H245ZM59 42V43H58ZM72 42H74L73 43V45H72ZM102 42V43H101ZM193 42V43H192ZM222 42V41H221ZM233 42V43H232ZM237 42V43H236ZM57 43V44H56ZM96 43H97V45H96ZM134 42H132V44H133ZM243 43V44H242ZM21 45H24L25 43H20ZM66 44V45H65ZM82 44V45H81ZM146 44H149V43H146ZM174 44V45H173ZM234 44V45H233ZM238 44H240V46L238 45ZM55 45V46H54ZM65 45V46H64ZM77 45V46H76ZM79 45V46H78ZM102 45V46H101ZM248 47L247 49H246V46ZM53 46V47H52ZM63 46V47H62ZM99 46V47H98ZM79 47V48H78ZM81 47V48H80ZM86 48V49H83V48ZM102 47V48H101ZM103 47H105V48H103ZM187 47V48H186ZM205 47V48H204ZM207 47V48H206ZM232 47V48H231ZM252 47V46H251ZM54 48H56V49H54ZM58 48V49H57ZM77 48V49H76ZM150 48V47H149ZM148 48V49H149ZM76 49V50H75ZM82 49L84 50V51H82ZM104 49V50H103ZM147 49V48H146ZM183 49V50H182ZM187 49V50H186ZM207 49V50H206ZM233 49V50H232ZM81 50V51H80ZM106 50V51H105ZM150 50V49H149ZM184 50H186V51H184ZM76 51H79V52H76ZM86 51H87V53H86ZM111 51V52H110ZM141 51V52H140ZM143 51V52H142ZM179 51H181V52H179ZM248 51H250V52H248ZM81 52V53H80ZM82 52L84 53L85 52V56L82 54ZM165 52V53H166ZM231 52V53H232ZM78 53V54H77ZM180 53V54H179ZM190 53V54H189ZM211 53V54H210ZM238 53V54H237ZM78 56H77V55ZM80 54V55H79ZM99 54V55H98ZM141 54V55H140ZM199 54V55H198ZM247 54V55H246ZM113 55H114V57H113ZM143 55V56H142ZM68 56V57H67ZM82 58H81V57ZM88 56V57H87ZM146 57V59H145V57ZM200 56H202V60H201V57ZM106 57V60H103V58H105ZM206 57V58H205ZM253 57V58H252ZM79 58H81V59H79ZM116 59L117 60V63H118V61H119V63L117 64L116 63V61H112V59ZM152 58H153V56H152ZM184 58V59H183ZM214 58V59H213ZM111 59V60H110ZM119 59V60H118ZM171 59V58H170ZM182 59V60H181ZM198 61H197V60ZM216 59V60H215ZM239 59V60H238ZM253 59H254V61H253ZM78 60V61H77ZM146 60V61H145ZM172 60V59H171ZM170 60V61H171ZM184 60V62H181V61H183ZM187 60V61H186ZM204 60V61H203ZM214 60V61H213ZM219 60V61H218ZM252 60V61H251ZM79 62L80 61V64L78 63L77 64V62ZM109 61H111V62H109ZM121 61V62H120ZM188 62L187 64H186V62ZM205 61L207 62V63H205ZM72 62V63H71ZM82 62V63H81ZM114 62V63H113ZM191 62L194 64L195 62H196V64H194L195 66H193V68L190 66V64H191ZM254 62H255V64H254ZM103 63V64H102ZM115 63L117 64V65H121V63H122V65H125V66H118L117 67V65H115ZM130 63V64H129ZM178 63V64H177ZM190 63V64H189ZM199 63V64H198ZM210 63V64H209ZM259 64V65H257V64ZM75 64V65H74ZM82 64V66H80ZM102 64V65H101ZM189 64V65H188ZM208 64V65H207ZM216 64V65H215ZM63 65H65V66H63ZM77 65H78V67H79V72L78 71H76V70H78V68L76 69V67H77ZM202 65V66H201ZM256 65H257V67H256ZM64 68H63V67ZM76 66V67H75ZM210 66V67H209ZM262 66V67H261ZM65 67H68V70H67V68L65 69ZM69 67H71V68H69ZM83 67V68H82ZM89 67V68H88ZM127 67V68H126ZM131 67V68H130ZM186 67H188V68H186ZM191 67V68H190ZM255 67H256V69H255ZM104 68V69H103ZM127 70H126V69ZM201 69V71H200V69ZM260 68V69H259ZM70 69V70H69ZM81 69H84V70H81ZM101 69V70H100ZM102 69H103V72H102ZM130 69V70H129ZM185 69V70H184ZM252 69H253V72H252ZM129 70V71H128ZM143 70V71H142ZM188 70V71H187ZM191 70H192V73H191ZM198 70V71H197ZM219 70V71H218ZM263 70V71H262ZM70 71V72H69ZM82 71V72H81ZM97 71V72H96ZM185 71V72H184ZM194 71V72H193ZM196 71V72H195ZM257 71H259V72H257ZM63 72V73H62ZM74 72H77V73H79V78L78 77H76L77 76V73H75L76 74V76H75V74H74ZM137 72V73H136ZM200 74V76L202 77V75L203 74H205L206 75V78L205 79H203L204 81L202 82V80L200 81V79L201 78H199L200 76H199V74ZM203 73V74H201V73ZM220 72V73H219ZM80 73H81V76H80ZM132 73V74H131ZM134 73V74H133ZM135 73L136 74H138V76L137 75H135ZM139 73L141 74V75H139ZM223 73L225 74V77H224V75H223ZM262 73V74H261ZM98 74V75H97ZM184 74H186V75H184ZM254 74V75H253ZM100 75V76H99ZM133 75V76H132ZM135 75V76H134ZM165 75H167V73H165ZM193 75V76H192ZM217 75V76H216ZM87 76V77H86ZM132 76V77H131ZM140 76V77H139ZM168 76V75H167ZM179 76V75H178ZM193 77V79H191L192 77ZM195 76V77H194ZM218 77L217 78V80L216 79H214V78H216V77ZM263 76V77H262ZM104 77V78H103ZM138 77V78H137ZM197 77V78H196ZM203 77H205L204 75H203ZM75 78H77V79H75ZM118 78V79H117ZM132 78V79H131ZM141 78H143V79H141ZM190 78V79H189ZM199 78V79H198ZM207 78H208V80H207ZM84 79V80H83ZM139 79V80H138ZM140 79H141V81H140ZM210 79H212V80H210ZM256 79V80H255ZM89 80V81H88ZM120 80V81H119ZM124 80V81H123ZM199 80V81H198ZM213 80H214V82H213ZM232 82H231V81ZM262 80V81H261ZM119 81V82H118ZM140 81V82H139ZM208 82L209 83V86H211V88H213V87H215V89L216 90H218V91H222L223 89V92H221L220 91V93H222V94H224L223 96L225 97V99H221V100H218L217 98H213L211 95H209L210 94V91H208V90H210L211 88L205 83V82ZM89 82V83H90ZM116 82V83H115ZM137 84H135V83ZM138 82H139V84H138ZM199 82H201V83H199ZM212 82V83H211ZM257 82V83H256ZM217 83H218V85H217ZM263 83V84H262ZM122 84V85H121ZM144 86H142V85ZM196 84H197V86L198 87H196ZM204 84V85H203ZM210 84H212V85H210ZM222 85L221 87L219 86V85ZM95 85V86H94ZM237 85V84H236ZM257 85H258V87H257ZM118 86V87H117ZM203 86H205V88H203ZM207 86V87H206ZM139 87V88H138ZM133 88V89H132ZM203 88V89H202ZM210 88V89H209ZM221 88V89H220ZM234 88V90H232ZM144 89V90H143ZM202 89V90H201ZM229 89V90H228ZM240 89V90H239ZM244 89V90H243ZM257 90V91H256ZM247 91H249V92H247ZM139 92H140V94H139ZM209 92V94H207ZM225 92V93H224ZM229 92H231V93H229ZM236 92V93H235ZM255 92V93H254ZM110 93V94H109ZM112 93V94H111ZM142 93V94H141ZM184 93V92H183ZM240 93V94H239ZM252 93V94H251ZM113 94H115V95H113ZM187 95V92H185L184 93V95ZM204 94H206V96L204 95ZM227 94V95H226ZM229 94H231V95H229ZM232 94L233 95H236L237 94V98H232L231 96H232ZM183 95V94H182ZM208 96H210V97H208ZM227 96H229V100H228V97ZM206 97V98H205ZM226 97H227V99H226ZM211 98V99H210ZM232 99V100H231ZM125 100V101H124ZM147 100V101H146ZM150 102H149V101ZM237 101V102H236ZM146 102H148V103H146ZM152 102V104H150ZM126 103V104H125ZM11 104V103H10ZM211 104H214V105H212L211 106ZM7 106H9V103H7V102H5L2 98H0V109L2 108L3 110L7 107ZM15 107L14 108H19L20 107V105L19 104H16V105H14ZM148 106V107H147ZM219 106V107H218ZM150 107V108H149ZM229 107V108H228ZM1 109V110H2ZM134 111H132V112H134ZM134 112V113H135ZM76 113V112H75ZM16 114H18V116L21 118V119H29V118H25L24 116H23V114H20V113H17L16 112ZM77 114H78V112H77ZM77 114H75V115H77ZM149 114V115H148ZM215 114V115H214ZM217 114V115H216ZM252 115L253 116V118L255 117L256 119H252L253 121H251L250 119H246L247 118V115ZM34 115H35V117H37V116H39V114H37V113H35L34 112ZM78 115H80V114H78ZM200 115H204V116H200ZM230 115V116H229ZM258 116V117H256V116ZM186 116H188V117H186ZM195 116H197V117H195ZM212 116H216L215 118L214 117H212ZM193 117H195V119H196V122L197 123H193ZM202 117V118H201ZM211 117L212 118H214L213 120L211 119ZM217 117H218V119H217ZM220 117V118H219ZM34 118V117H33ZM178 118V119H177ZM200 118H201V120H200ZM258 118V119H257ZM262 120H260V119ZM263 118V119H262ZM30 119H32V118H30ZM185 119V120H184ZM235 119V120H234ZM54 120V123H58V120L57 119H53ZM178 120H179V122H178ZM204 120V121H203ZM209 120V121H208ZM257 120V121H256ZM77 121H78V123H79V125H77L78 123H77ZM244 121V122H243ZM248 121V122H247ZM257 123H256V122ZM76 122V123H75ZM199 122V123H198ZM206 122V123H205ZM35 123H37V122H35ZM74 123H75V125L74 126H77V127H79L81 130H82V128H81V125L80 124H89V123H87V122H84V121H82V120H76V121H74ZM148 123H149V126H148ZM182 123V124H181ZM185 123V124H184ZM180 124V125H179ZM138 125V126H137ZM127 126V127H126ZM159 126V127H158ZM61 127V126H60ZM77 127H75V128H77ZM96 128H95V130H98V126H95ZM148 127H149V129H148ZM154 127H156V128H154ZM161 127V128H160ZM178 127V128H177ZM57 128H59L58 126H57ZM101 128V127H100ZM128 130H127V129ZM133 128H135L134 130H133ZM154 128V129H153ZM182 128V129H181ZM188 128V129H187ZM193 128V129H192ZM198 128V129H197ZM208 129V130H207ZM242 129H243V127L241 128V131H242ZM122 130H123V132H122ZM148 130H150V131H148ZM154 130L156 131L155 133H154ZM171 130V131H170ZM186 130V131H185ZM189 130V131H188ZM240 131V130H239ZM158 132V133H157ZM99 133V132H98ZM118 133V134H117ZM146 133V134H145ZM191 133V134H190ZM155 134H158V135H156L155 136ZM116 135V136H115ZM117 135H119V136H117ZM197 136V137H196ZM117 139V140H115V138ZM125 137H126V139H125ZM144 137V138H143ZM195 137V138H194ZM135 140H137V142L135 141ZM139 140V141H138ZM157 140H159V141H157ZM193 142H192V141ZM132 141V142H131ZM186 141H189V142H187V143H183V142H186ZM119 142V143H118ZM191 142V143H190ZM181 143H182V146H180L181 145ZM160 144H162V145H160ZM121 145H123V146H121ZM175 145V146H174ZM178 146V148H177V146ZM193 145V146H192ZM134 146H132V147H134ZM160 146V147H159ZM167 146V145H166ZM256 146H257V148L258 149H260L261 151H263V149H264V142H258L257 144H256ZM134 147V148H135ZM173 147V148H172ZM179 148H180V150H179ZM183 148H184V146H183ZM142 149V148H141ZM144 149V150H143ZM143 149L142 150H140V151H142L141 152V157L143 156H145V155H149L150 153H151V151H152V149H148V148H145V147H143ZM178 149V150H177ZM145 150H146V152H145ZM144 151V152H143ZM148 151H149V153H148ZM144 154V155H143ZM177 156H178V153H177ZM183 156V155H182ZM181 155L178 157V160L180 159V164L179 165H182V162L181 161H183V157H182ZM142 157V158H143ZM217 158V157H216ZM219 161H220V159H218ZM2 162L4 163V165L7 167V165H8V169H6L5 171H4V168H3V163H0V169L2 170H0L1 172H0V186H2V184H3V182H5V180L6 179H8L9 177H11V176H9V175H12V173H10V172H12V170L11 169H13V167L14 166H12V164L10 165V163L8 164L7 162L5 163V161L2 159ZM24 162V161H23ZM23 162H21V161H17L16 162V167H17V169H19V171L20 170H24L26 167H25V165H26V163H23ZM23 163V164H22ZM210 163V167L212 168H207V170H206V175H208V176H206V177H200V178H202L203 180H207L209 177L211 178L213 175H217V177H218V179L219 178H221V179H217V178H213L212 177V180L213 181H215V179H216V181L215 182H221V181H226L225 180V178H224V176H226V174H225V172H224V170H222V169H224V168H222L221 166H220V170L218 171V169H217V166H212L213 165V163L215 164V162H214V160L212 161V162H209ZM7 164V165H6ZM17 164H18V166H17ZM20 164V165H19ZM98 164V163H97ZM19 166H20V168H19ZM89 164H87V165H85V167L86 168H82V167H75V166H72V167H63V171H67L68 173H67V175L69 174V172H70V174L67 176V175H65V177H64V179H65V181H61V182H64V183H61L60 181H58V182H55L54 183V185H53V187H54V189H52V190H49V191H46V192H44V193H40L38 196H36L37 198H35V200H33L32 201V203H30V204H28V205H22V207H18L17 205H16V210H15V213L13 214V215H11V218L13 219V216H14V218L15 219H13V220H11L12 222L11 223H9L7 226H4L3 228H2V230H1V237L2 238H4V241H0V250H2V249H8L9 250V248L12 246V244L15 242V241H22V240H26V241H29L30 240V243L32 242V244L33 243H35L34 241H31V238H33V240H34V238H36V237H40V233H41V231L44 229V226L42 227L41 225H44L45 224V222L46 223H48L49 222V225H48V227H47V225L45 226L46 227V230H48L49 229V227L50 228H52L51 226H52V224H54V221H56V220H54V217L56 218L58 215L57 214H59V218L61 217V215H62V217H63V219H64V224L62 225V226H60L59 228H58V233H59V235H60V238H59V241H57L56 242V244L55 243H53V241L52 240H50V239H48V240H50V241H48V243L49 244H51L52 245V248H50V252H53V254L52 255H54L55 254V256H57V257H61V258H64L63 256H65V255H67V257L66 258H64V259H68V260H70V262L68 263V264H75V262H76V264H136L135 262L138 260V259H140V261L139 262H141L142 264H144L145 263V261L144 262H142V258H141V256L139 255L141 252H143L142 250L144 249L145 250V247H146V245H144V244H147V241L149 242V240H148V236H149V232H145V230H149L150 231V236H151V231H152V226L155 224V223H157L158 225H163V227H161V228H163L164 230H167V228H174V229H179V232H180V234L181 233H183L184 232V230L187 232V230L185 229V228H187V226H188V224H190V222L191 221H197L198 222V220L199 219H201L202 217L203 218H208V217H213L214 215H216L217 213H218V211H214V210H212V209H210L209 210V208L208 207H206V208H201V209H199V210H194V209H191V211L190 210H188V212H179V209H176V208H173V209H176V211L175 210H173L172 212H171V210H170V215L169 216H167L168 214L167 213H159L158 215L157 214H153V215H151V216H149L147 213H146V215H145V211L144 212H142V213H139V214H136V215H134V216H132L131 217V219L129 220V224L131 225V227H132V229H131V231H132V233H131V231H130V233H129V235H131L130 236V238H129V236H128V241H127V237L125 236L124 237V235L121 237V238H118L119 237V234L117 233V231H115L114 233L115 234H109V230H111L110 228H108V227H105V228H101V227H99V229L101 228V230H99V232L98 233H94V226H96L97 224H98V222L100 221H103L105 218H104V215L106 216L107 214L109 215L110 213L109 212H111L116 206H117V211L119 212V209L118 208H120V205L122 204V200L121 199H123L122 197V194L124 193L123 191H124V187L126 186L127 188L126 189H128V194H134V193H136V191H138L137 189L139 188V187H142V188H145V187H151V188H155V189H157L156 191H151V193H150V195H146L145 197L147 198V197H149V198H152V199H156V198H161V197H163L164 196V194H168L169 192H170V190L171 191H173V189H175V187L177 186L176 185V181L174 180V179H171L170 178V176H171V174H172V172L169 170V169H165V170H163V171H155V172H145V170H141V172L140 173H135V175H134V173L132 174V173H130V174H128V176L126 177V180H123V179H125V178H122V179H120L121 181L119 182L118 181V184L120 183V185L121 186H123V188H119V189H114L113 190V195H111V196H109V198H106L107 200V202L106 201H104L103 203H102V201H99V202H97L96 204H93V206H91V207H85V198H86V196H85V193L83 192H80V193H78V194H76L74 197L73 196H69L68 198H65L66 196H64V194L66 193V191L68 190V188L70 187V186H72V185H74V184H77V183H79L78 181L80 180L81 181V179L83 180V177L85 178H87V177H89L90 175L89 174H91L90 172V169H89ZM208 166V167H209ZM23 167V168H22ZM22 168V169H21ZM54 168V167H53ZM80 168V169H79ZM219 168V167H218ZM217 171H216V170ZM22 170V171H23ZM217 172H215V171ZM8 171H10V172H8ZM215 173H214V172ZM221 171V172H220ZM4 172H6L5 174H3ZM235 173H237V170H235L234 171ZM8 173V174H7ZM10 173V174H9ZM212 173H214V174H212ZM3 175V177H2V179H1V176ZM85 175V176H84ZM89 175V176H88ZM161 175V176H160ZM67 176V177H66ZM8 177V178H7ZM80 177H81V179H80ZM132 177V178H131ZM206 178V179H205ZM63 179V180H64ZM241 179H244V180H241V182H240V180H239V182H237V184H239L238 186H249L248 188H246V189H244V187H241V188H243V190L241 191L243 194H241V196L240 195H238L237 197H239L238 198V200L236 201V203L235 202H233V203H235V205H237L238 204V206L236 207L233 203H231V205L230 206H228V207H226V209L224 208L223 210H221L222 212H223V214L224 213H229L230 211V213H232V211H234L233 209L234 208H238V209H240V211H244V212H247V211H249V208H247V204H249L250 202L251 203H254L256 206H255V209H256V211L258 210H260L261 208L264 210V176H258V175H254L253 177H252V179L253 180H249V179H247V178H245V177H243V178H241ZM254 179L256 180L257 179V181H254ZM123 180V181H122ZM130 180V181H129ZM71 181V182H70ZM73 181H74V183H73ZM126 181V182H125ZM245 181V182H244ZM60 182V183H59ZM192 181L190 180L189 181V183H191ZM249 182V183H248ZM59 183V184H58ZM161 183H163V184H161ZM131 184V185H130ZM245 184V185H244ZM252 184H254V185H252ZM135 185V186H134ZM159 185H161V186H159ZM252 185V186H251ZM120 186V187H121ZM157 186H159L158 188H160V189H158L157 188ZM57 187V188H56ZM68 187V188H67ZM162 187V188H161ZM165 187V188H164ZM252 187V188H251ZM163 191H162V190ZM168 191H166V190ZM247 189H250V191L249 190H247ZM251 189L253 190V191H251ZM160 190V191H159ZM260 190H262V191H260ZM162 191V192H161ZM164 191H165V193H164ZM247 191V192H246ZM249 191V192H248ZM256 191H257V193H256ZM122 194H121V193ZM134 192V193H133ZM160 192L161 193H163V196H161V194H160ZM236 192V191H235ZM246 192V193H245ZM81 194H82V197H81ZM84 194V195H83ZM98 194H100V193H97V195ZM116 194H117V196H120L119 197V199L121 200V203H119L120 201L118 200V201H116L117 199H118V197L116 196ZM120 194V195H119ZM149 194V193H148ZM256 194V195H255ZM257 194H259V197H258V195ZM42 195V196H41ZM61 195V196H60ZM245 195H246V197H245ZM247 195H249L248 197H247ZM41 196V197H40ZM77 196V197H76ZM80 196V197H79ZM96 196V195H95ZM114 196V197H113ZM122 196V197H121ZM255 196H256V198H255ZM76 197V199H77V201H76V203L80 206V207H78L77 209H75L73 206H72V204L74 205V203L73 202H75V201H73L72 202V198H75ZM78 197L79 198H81V200L79 199V201H78ZM83 197H84V199H83ZM116 197V199H114ZM153 197H155V198H153ZM251 197H252V199H251ZM62 198V199H61ZM66 200H65V199ZM198 198L200 199L201 198V195H199V196H196V197H193V198H190L189 200H191L192 199V203L193 202H196L197 200H198ZM246 198V199H245ZM248 198V199H247ZM254 198V199H253ZM262 200H261V199ZM241 199V200H240ZM47 200V202L49 203V209H48V211H49V213L47 212L46 213V218H45V222L43 223V221H41V219H39L38 217L39 216H35L36 214H34V209H36V207L37 206H39V205H41V203H43L44 201H46ZM240 200V201H239ZM261 200V201H260ZM36 201V202H35ZM59 201V202H58ZM66 201V202H65ZM81 201V202H80ZM82 201H83V203H82ZM9 202L10 203H12L13 201H11V200H9ZM8 202V203H9ZM69 202H71V203H69ZM79 202V203H78ZM106 202V203H105ZM117 202V203H116ZM241 202V203H240ZM80 203H82V205H84V207L82 206V205H80ZM99 203V204H98ZM178 204H180V203H178ZM177 204V205H178ZM69 205V206H68ZM34 206V207H33ZM74 208H72V207ZM119 206V207H118ZM259 206V207H258ZM262 206V207H261ZM59 209H58V208ZM109 207V208H108ZM19 208V209H18ZM23 208H25V214L23 215L22 213V211L21 210H23ZM72 208V209H71ZM113 208V209H112ZM21 209V210H20ZM27 209V210H26ZM58 211H56V210ZM79 209V210H78ZM81 209V210H80ZM112 209V210H111ZM261 209V211L259 212V213H261V212H263V213H261V216L259 215L258 216V220L256 221V224H255V226H254V228L256 229V230H260V231H262L263 229H264V226H263V217H264V211ZM18 210H20V212L18 211ZM29 210V211H28ZM54 210L57 212H55L56 213V215H55V213H54ZM99 210V211H98ZM27 211V212H26ZM66 211V212H65ZM72 211V212H71ZM115 211V210H114ZM187 211V210H186ZM210 212V213H209ZM29 213V214H28ZM31 213H33V214H31ZM115 213H117V212H115ZM181 213H183V214H181ZM216 213V214H215ZM28 214V215H27ZM48 214V215H47ZM100 214V215H99ZM161 214V215H160ZM17 215H18V217H17ZM21 215L23 216V217H21ZM26 215L28 216V217H26ZM32 215H34V219H33V216ZM107 215V216H108ZM139 215V216H138ZM207 215V216H206ZM26 218H25V217ZM52 216H53V218H52ZM205 216V217H204ZM32 217V218H31ZM104 219H103V218ZM139 219H138V218ZM19 218H23V219H19ZM35 218H36V221H35ZM50 218H52V219H50ZM67 218V219H66ZM136 218H137V220H136ZM19 219V220H18ZM49 219V220H48ZM69 219V220H68ZM99 219V220H98ZM40 220V222H37V221H39ZM43 220V219H42ZM46 220H48V221H46ZM53 220V221H52ZM150 220V221H149ZM71 223H70V222ZM140 221V222H139ZM174 221H175V223H174ZM31 222V223H30ZM37 222V223H36ZM75 223V224H72V223ZM145 222V223H144ZM149 222H150V224H152V225H150L149 224ZM172 222V223H171ZM38 223H39V225H38ZM41 223V224H40ZM43 223V224H42ZM50 223H52V224H50ZM57 223V221L55 222V224ZM149 224L150 225V227H151V229H150V227H148L147 226V224ZM32 224H34V226L32 225ZM69 224V225H68ZM100 224V223H99ZM178 224V225H177ZM31 227H30V226ZM38 226V228H37V226ZM51 225V226H50ZM144 225V226H143ZM166 225V226H165ZM196 225H197V227H198V224L196 223ZM196 225L194 226L195 228H197L196 227ZM41 226V228H40V230H39V227ZM54 226V225H53ZM100 226V225H99ZM175 226V227H174ZM31 229H34V231H32V230H30V228ZM133 227L135 228V229H133ZM142 227V228H141ZM165 227V228H164ZM178 227V228H177ZM250 227V226H249ZM259 227V228H258ZM89 228H91V229H89ZM107 228V229H106ZM154 228H155V226H154ZM153 228V229H154ZM195 228H193V229H195ZM38 230V232L36 231V230ZM138 229V230H137ZM45 230V229H44ZM43 230V231H44ZM135 230V231H134ZM139 230H141V232L139 231ZM36 231V232H35ZM83 231V232H82ZM86 231V232H85ZM137 231H139L140 233V236L139 235H135L136 233H137ZM254 230L252 229V230H250V231H247V234H249V236H250V234H252V232H253ZM48 232H49V230H48ZM85 232V233H84ZM133 232H135V234L133 233ZM143 232H144V234H143ZM249 232H251V233H249ZM36 233L37 234H39L38 236L36 235ZM87 233V234H86ZM82 234H85L86 236H91L92 238L91 239H89L88 241H86V242H84V244H80L79 245V251H80V253L78 252V251H76V250H72L71 249V243L73 242V240H75L79 235H82ZM96 234V235H95ZM100 234V235H99ZM124 234V233H123ZM246 234V236H248ZM34 235H36V237L34 236ZM98 235V236H97ZM143 235V236H142ZM30 236V237H29ZM138 236V237H137ZM149 236V237H150ZM51 236H49L48 238H50ZM114 237V238H113ZM116 237V238H115ZM134 237V238H133ZM137 237V238H136ZM139 237H140V239H139ZM142 237V238H141ZM126 238V239H125ZM146 238V239H145ZM116 239V240H115ZM119 239H120V241H119ZM134 240V241H136V243L134 242V245H136L135 247H134V249L131 251L130 249L128 250V251H130V252H128V254H126L125 252L123 253V257H121L120 255L122 254L121 252H123V251H121V252H119V253H117L119 250H121V247H123V243H125V240H126V243H128L129 242V240ZM138 240V241H137ZM147 240V241H146ZM247 240H249V238H247ZM119 241V242H118ZM52 242V243H51ZM118 242V243H117ZM146 242V243H145ZM144 243V244H143ZM31 244V245H32ZM53 244L55 245V246H53ZM143 245V246H142ZM34 246V248H35V246H36V244H33L32 245V247ZM41 246H43V245H41ZM54 247V248H53ZM64 247V248H63ZM142 247V248H141ZM43 247H41V248H39V249H42ZM120 248V249H119ZM226 248V246H222V247H219L218 248V254L220 255L221 253V257L220 256H218V254H216L215 255V257H213V260L215 261V262H218V264H226L227 263V261H225V260H223V262L222 261H220V260H222V258H223V254H226V252H224V249ZM11 249V248H10ZM37 249V246H36V248L35 249H33V251L34 250H36ZM69 249V250H68ZM113 249H114V251H113ZM136 249H137V252L139 253H136ZM221 249V250H220ZM135 250V251H134ZM55 251H57V252H55ZM100 251V252H99ZM113 251V252H112ZM135 253H134V252ZM69 252V253H68ZM83 252H85V253H83ZM109 253H111V254H109ZM145 253V252H144ZM59 254V255H58ZM80 254V255H79ZM82 254L86 257H84V256H82ZM87 254V255H86ZM109 254V255H108ZM118 254H120V255H118ZM131 254H133L132 256H130ZM140 256V258H138L139 256ZM78 255H79V257H78ZM136 255L138 256V257H136ZM98 256V257H97ZM83 257L85 258V259H83ZM89 257V258H88ZM92 257V258H91ZM95 257V260H93V258ZM127 257H128V259H127ZM100 258V259H99ZM138 258V259H137ZM58 259V258H57ZM63 259V263L61 262V261H59V263L61 262V264H67V263H65V260ZM98 259V260H97ZM220 259V260H219ZM59 260V259H58ZM87 260V261H86ZM144 260H145V255H144ZM151 259H149L148 261H146V264H153L151 261H150ZM135 261V262H134ZM134 262V263H133ZM166 262V261H165ZM165 262H163V263H161V264H170L172 261H170V259L169 260H167V262L165 263ZM229 264H230V262H228ZM241 263H244V260L241 262ZM262 263L264 264V260L262 261Z\"/></svg>",
  "mask_w": 264,
  "mask_h": 264
},
{
  "label": "crops",
  "instance_id": "obj_3",
  "mask_svg": "<svg viewBox=\"0 0 264 264\" xmlns=\"http://www.w3.org/2000/svg\"><path fill=\"white\" fill-rule=\"evenodd\" d=\"M7 251L9 252L8 249L0 250V256L2 255L1 258H0V264H3L4 261H2V260H3V257H5V255L7 254Z\"/></svg>",
  "mask_w": 264,
  "mask_h": 264
}]
</instances>
